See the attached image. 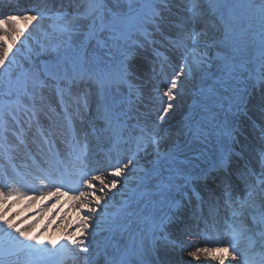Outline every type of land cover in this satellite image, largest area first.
Masks as SVG:
<instances>
[{"label": "snow or ice", "instance_id": "6c2138e0", "mask_svg": "<svg viewBox=\"0 0 264 264\" xmlns=\"http://www.w3.org/2000/svg\"><path fill=\"white\" fill-rule=\"evenodd\" d=\"M174 3L175 0H69L72 11L56 17L58 22L63 21L54 27L59 43L50 47L40 44V52L59 55L63 47L73 49L76 55L59 59L52 69L45 64L43 74L54 84L65 118H72L69 104L75 106L77 115L86 110L91 116L90 134L107 141L111 148L93 163L85 151L87 145L81 147L77 143L73 162H57L32 177L39 184L29 188L31 191L55 188L56 199L68 194L62 188L73 193L70 207L77 209L78 219L66 227L64 241H40L31 234V224L24 225L9 216L6 208L10 205L5 202L27 193L14 186L19 181L11 177L2 182L6 191L0 189V208L5 209L0 211V231L5 235L0 237V264H6L13 256L15 264H38L41 257L54 255L58 246L65 254L73 252L75 260L85 257V264H95V257L101 254L105 264H130L133 254L145 257L154 253V241L151 247L146 246L149 238L162 234L176 222L175 213H164L165 206L171 208L175 203L179 207L176 197H186L189 192L199 198L192 185L212 178L220 181L219 199L214 198V192L210 209L215 210L223 201L232 213V239L246 241L247 247L241 252L235 246L209 247L206 242L204 247L189 251L188 256L198 261L208 257L218 264H225L226 259L229 264H264V151L257 157V171L232 147L237 143L235 118L247 108L251 95L237 87L247 68L236 58L232 21L223 16L216 18L219 0H187L188 15L175 19L171 17ZM252 7L261 20L264 79V0ZM44 10L37 0L24 7L20 15L9 14L0 19V137L7 130L6 115L16 119L13 105L15 111L23 109L25 114L31 111L35 115L23 100L28 98L34 107L37 87H43L42 82L27 70L11 73L9 65L14 63L10 55L14 47L26 36L25 29L16 27V21L22 19L27 27L38 21ZM160 49L179 54V63L170 76L166 69L172 66L171 62L162 57ZM137 51L146 60L151 57L153 73L158 64L159 74L167 81L162 93L166 103L158 113L161 121L173 111L176 97L183 95L186 80L198 78L206 85L197 89L198 99L181 121L163 135L155 124L149 126L138 118L135 124L131 123L142 97V85L136 83L141 67L131 63ZM27 59L30 62L31 58ZM121 146L130 154H122ZM142 159L144 165H140ZM233 166L244 181L239 196L232 181ZM40 195L43 197L44 192L40 191ZM108 208L112 209L110 213ZM157 211L163 214L157 216ZM101 223L105 225L103 231L109 233L107 245L101 247L98 243L93 248L92 239ZM133 224L139 228L140 237L134 250L117 240L130 232ZM107 246L113 249L111 255ZM24 253L27 255L22 259ZM140 264L157 262L142 258Z\"/></svg>", "mask_w": 264, "mask_h": 264}, {"label": "rangeland", "instance_id": "374dc122", "mask_svg": "<svg viewBox=\"0 0 264 264\" xmlns=\"http://www.w3.org/2000/svg\"><path fill=\"white\" fill-rule=\"evenodd\" d=\"M38 2L45 9L41 18L38 21H34L31 24L25 25V21L22 19H18L16 21V27L20 29H25L26 36L21 38V41H18L17 45L14 47V52L11 55L14 63L9 65V71L11 73H20L21 70H27L29 75L37 78L40 82H42L43 87H37L36 91V99L33 107L32 101L28 98H24L23 104L27 105L32 111L35 112V115H32L30 111L28 114H25L23 109L19 111H15L16 106H12L13 114L16 119L13 120L11 116L5 117L7 122V130L0 137V168L11 166L15 171V175L11 173V171H7L4 173H0V186H2V182L7 178L11 177L16 181H19V185L24 186L23 183L27 186L34 185L39 180H33L32 177L37 175L40 169L48 168L50 166L55 165L53 163V159L50 156L51 149V139L50 135L54 134L53 140L57 144V153L58 157L61 159H65L71 162L74 161L75 153L73 149L75 146L70 144L71 142V133L69 120H66L65 113L63 114L64 120V131L63 133L56 134L55 122H58L59 119L57 115H55L54 119L52 117V112L55 111L57 114L58 107L61 105V101L59 96L56 93L55 86L52 82H50L43 74V69L45 64L49 66L50 69L53 68L55 63L64 57H70L76 55V52L73 49L65 50L63 47L59 51V55L55 52H40V44H44L46 47H50L52 44L59 43L58 33L54 31V27L58 23H62L63 21H57V16L65 15L72 11L69 8V0H38ZM37 3V0H24L23 6L19 8V12L13 11V9H6L2 12L0 9V19H3L5 15H20V12L26 6H31ZM258 0H219V11L216 13V18L218 19L220 16H223L225 20L232 21V45L238 48L237 52V61L244 63L247 71L240 75L237 87L246 92L250 93V97L248 100H251L252 103H257L260 107L256 111L259 113L257 118L251 117L250 115L241 114L240 118L243 120L247 127L243 124L242 130H237V135L240 138L241 145H249L248 151L249 153H253L256 156L260 155V151H264L261 149L259 152L254 147H250V140L254 137H261L262 134L256 133L253 130H259V124L264 125V121L262 118V114L264 111H261V108H264V99L259 97L260 92L251 88L250 83L255 78L254 70L261 71V59H260V51H261V20L259 18V14L255 11L252 5L257 4ZM187 0H175V3L172 8L171 17L177 18L179 16H187L188 13L186 11ZM9 6H6L8 8ZM183 9V11L181 10ZM14 12V13H13ZM36 15V13H32ZM3 27H11L10 25H3ZM133 39H136V36H133ZM22 42V43H21ZM162 53V57H167L171 62V67L166 69V75L170 76L172 74L173 67L177 66L179 63V54L173 53L170 50L160 49ZM37 53H40L37 55ZM89 53H91V49H89ZM31 58L30 62L27 58ZM119 59V58H118ZM151 57L147 60L144 59L142 52H134L131 57V63L134 66L139 65L141 67L140 78L146 81V90L144 88L141 89L142 97L139 103L136 105V111L132 113L135 117L131 123H136V118H138L141 123L147 122L149 126L153 124L160 128L159 132L161 135L165 133L166 130L173 129L183 118V115L188 112L189 106L193 105L194 102L198 99V91L199 87L206 86L204 82L197 79H190L185 81V86L183 88V95H178L175 100V107L171 112V116L175 120L172 123L166 122V119L161 121L159 119L158 113L160 109L166 103V98L162 96L163 91L165 90L164 85L167 82L165 76L159 74V65L157 64L156 73H153L152 68L153 65L150 62ZM117 61H113L115 64ZM176 64V65H175ZM258 80L263 81L261 75L258 74ZM258 88V87H256ZM147 89H149L147 91ZM164 98V99H163ZM73 110L75 109L74 105H68ZM53 108V109H52ZM62 108V105L60 106ZM72 110V112H74ZM246 112H250L249 110ZM252 113L255 111L252 110ZM86 110H81L80 114L77 115L81 122L85 121V125H90L91 128V116ZM37 116V117H35ZM84 120V121H83ZM74 125L77 121H73ZM160 125H163L162 127ZM160 126V127H159ZM63 129V128H62ZM162 129V130H161ZM20 130V133H19ZM91 130V129H89ZM158 130V129H157ZM28 133L26 136V141L20 140V134ZM81 135V129H80ZM90 134V133H88ZM31 137H28V136ZM92 136V135H91ZM89 138V137H88ZM87 139H81L77 141V143L83 147L87 145L86 151H88V144L85 142ZM19 142H23L24 147H22V151L24 152V156L21 158H17L18 156H13L10 153L11 148L14 146H19ZM34 142L36 145H34ZM76 143V144H77ZM93 144V143H92ZM97 145V144H96ZM102 146V144H99ZM236 147L239 149L241 145L237 142L235 143ZM41 146L45 149V154L41 155L37 152V147ZM59 146V147H58ZM106 146H102L99 149L105 150ZM108 150H105V153ZM19 152H21L19 150ZM22 154V152H21ZM40 156V158H38ZM36 159V160H35ZM145 160H141L140 163H144ZM256 160H253L252 165L255 167ZM18 167L21 169L18 170ZM256 166L259 167L257 164ZM8 169H11L8 167ZM256 169V168H255ZM2 169H0V172ZM24 173V174H23ZM23 182V183H22ZM17 185V184H16ZM14 185V186H16ZM229 216V215H228ZM24 254H22L23 256ZM14 259L16 257L13 256L9 260ZM51 260V259H50ZM9 261L6 262L8 264Z\"/></svg>", "mask_w": 264, "mask_h": 264}, {"label": "bare ground", "instance_id": "6f19581e", "mask_svg": "<svg viewBox=\"0 0 264 264\" xmlns=\"http://www.w3.org/2000/svg\"><path fill=\"white\" fill-rule=\"evenodd\" d=\"M22 2L24 0H21ZM139 53V52H138ZM134 65V64H133ZM176 65V64H175ZM254 79L250 83L251 88L255 87V90H262L264 92V80L260 81L258 80V74L261 75V71L254 70ZM137 84H141L142 88L146 90L148 84L146 81L142 80L140 78L139 80L136 81ZM259 87V88H256ZM149 89H147L148 91ZM164 99V98H163ZM251 100H248V105L247 108L244 110L242 113L248 114L251 117L257 118L258 110L260 107L257 105V103H252ZM61 105L58 107V113L56 114L55 111L52 112V117L54 119L55 115H57L59 121L55 122V127H56V134L57 133H63L64 131V120H63V114L64 111H62V108H60ZM53 109V108H52ZM73 110V109H72ZM250 112H246V111ZM254 110L255 112L252 113L251 111ZM74 111V110H73ZM261 111H264V108H261ZM88 115V114H87ZM71 120H69V124L71 121H77L75 123L74 128H71L70 133L73 138V134L77 133L78 139H87L85 142L89 145L88 149L89 151H86L87 155H89L90 158L95 159L98 155V148L99 144H103L106 147L111 146L110 144L107 143L105 140H98L94 135L91 136V129L89 126L90 125H85V121L81 122L82 120H79L77 118V114L74 112H71ZM90 116V115H89ZM37 117V116H35ZM262 118L264 121V114H262ZM258 119V118H257ZM68 120V119H66ZM175 120L173 119V116L169 115L166 118V122L169 124L174 122ZM145 123V122H144ZM147 123V122H146ZM243 124L247 127V124L241 120L240 115L235 118V124L234 127L237 130H242ZM161 127L163 125H160ZM159 126V127H160ZM63 128V129H62ZM264 128V125L259 124V130H253L256 133H261V137H254L250 140V147H254L257 150L256 152H259L261 149H264V133L261 132V129ZM80 129H81V135H80ZM158 131L160 128H158ZM162 130V129H161ZM20 133V130H19ZM28 133H22L20 134V140L21 141H26L27 138L26 136ZM54 134L50 135V139L52 140ZM28 137H31L30 135ZM89 137V138H88ZM75 141V140H74ZM55 142L54 140L52 143ZM237 142L241 145L240 138L237 135ZM93 143V144H92ZM97 144V145H96ZM34 145L35 142H34ZM57 146V144H56ZM248 146L249 145H241V147L238 149L236 145L234 144L233 151L234 152H239L241 155L244 157L245 160H250L251 163L253 160H257L256 155L253 153H249L248 151ZM22 147H24L23 142H19V146H14L11 148L10 153L13 156H18L17 158H21L22 155L24 156V152L21 150ZM37 147V152L41 155L45 154V149L44 147L41 146H36ZM59 147V146H58ZM25 149V147H24ZM19 150L22 152H19ZM262 151H260L261 153ZM53 153H50V156H52ZM40 156L38 158H40ZM100 157V156H99ZM96 160H93L92 162H95ZM58 162V161H56ZM144 163H140V165H144ZM257 162H255V167L253 165V168H256L257 171H259V167L256 166ZM18 170L21 168L18 167ZM139 166V165H138ZM10 167L11 169H8ZM2 171L0 173L7 172L8 170L11 171L15 175V171L13 167L11 166H6V167H1ZM232 172V181L236 186V183H242L244 182L238 175L237 170L235 166L231 169ZM24 174V173H23ZM195 175V173H194ZM23 183V182H22ZM220 183L219 179L212 178L208 180H199L196 183L192 185L193 188H195L196 192L199 194V198L197 196L193 195L191 192H189L188 196L186 197H176V200L179 201V207L173 203L172 207L169 208L168 206H165L164 208V213H167L168 215H172L175 213L174 219L175 223H171L167 226V228L164 230V232L157 233L155 237H150L149 240L147 241L146 246L151 247L153 241L155 242V249L156 251L154 253L149 252L145 257L138 256L136 254H133L129 257L130 264H140V260L146 259L148 261H153L157 262V264H218L217 261H212L208 257H202L201 260H196L192 257L188 256L189 251H194L197 247H204L205 246V241L203 240V237L201 235H186L183 233L185 232L184 228L186 229H191L195 228L197 224L203 223V227L205 226V222L207 221H212L214 218H218L220 222H224L222 215V205L217 206L215 210L210 209V196L213 197L214 192L216 193L215 199L219 196V190L217 189V185ZM39 184V181H37L34 185ZM24 186H20L19 184L16 185V187H19L21 191H25L27 193L26 196L20 197L19 199H16L15 197H11L8 201H6V205H10V207L6 208V211L9 216H13L16 220H20L23 222L24 225L31 224L32 228L30 229L31 234L33 236H38L40 241H48L52 240L53 242L56 241H64L65 237L67 236V232L65 231L66 227L69 225L73 224L74 222L77 221L78 215H77V209L74 207H70V205L73 203L71 200V196L73 193L68 192L67 188H62L61 191L68 193L65 196L59 197V199H56L54 196L55 193V188H44L41 190L37 191H31L29 188L33 187L34 185L27 186L23 183ZM0 189H2V186H0ZM5 190L6 189H2ZM208 190V193H207ZM40 191L44 192V196L42 197L40 195ZM34 197V199H33ZM190 198V202H189ZM120 196L117 195V201H119ZM15 200V203L12 201ZM221 203L223 201H220ZM5 210L4 208H0V211ZM107 212H111L112 209L108 208L106 209ZM163 213H160L157 211L156 215H162ZM63 217V219H61ZM103 217V214H102ZM249 223H250V218H249ZM175 227L178 230L179 233V238L183 240L182 244L177 245V243H174L172 241V232L171 228ZM226 226H222L219 222L216 225L217 229H223ZM105 228V225L103 223L100 224V228L96 229L95 231L98 233L93 239H92V247L95 248V246L99 243L101 247H105L107 245V237L109 236V233L106 231H103ZM181 231V232H180ZM231 231V230H229ZM139 228L137 225L133 224L131 226L130 232H126L122 237L118 236L117 240L121 245H128L133 250L135 249V244L139 243L140 237L138 236ZM145 234H147V229L145 227ZM4 232L0 231V237H4ZM133 237H135V241L133 240ZM244 244V245H243ZM209 245V244H208ZM235 246L239 250L245 249L247 246V242L243 240H237L234 241L232 239V232L230 233V237L227 239H224V241L217 245L213 244L212 247H229V246ZM231 250V247H230ZM54 255L51 256H43L39 260L38 264H85L86 258L81 256L78 260L73 259L72 257L74 256V253L69 251L68 253H64L63 249H61L58 246L57 250H53ZM106 251L109 255L113 252V249L111 246L106 247ZM242 252V251H241ZM27 254L24 253L22 256V259L26 256ZM51 259V260H50ZM16 260L11 259L9 260L8 264H15ZM95 264H105V256L104 254H101L99 256L95 257ZM225 264H229L228 259L225 260ZM232 264H235V262H232Z\"/></svg>", "mask_w": 264, "mask_h": 264}]
</instances>
